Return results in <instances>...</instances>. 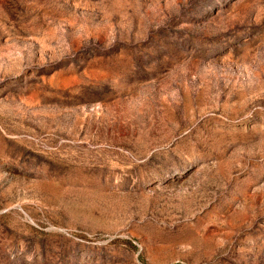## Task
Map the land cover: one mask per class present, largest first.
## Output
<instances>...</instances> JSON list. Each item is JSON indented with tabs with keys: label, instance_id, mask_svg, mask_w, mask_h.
<instances>
[{
	"label": "rangeland",
	"instance_id": "obj_1",
	"mask_svg": "<svg viewBox=\"0 0 264 264\" xmlns=\"http://www.w3.org/2000/svg\"><path fill=\"white\" fill-rule=\"evenodd\" d=\"M0 264H264V0H0Z\"/></svg>",
	"mask_w": 264,
	"mask_h": 264
}]
</instances>
